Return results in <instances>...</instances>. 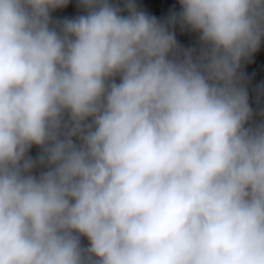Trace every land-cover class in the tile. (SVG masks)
<instances>
[{
  "label": "clouds",
  "instance_id": "obj_1",
  "mask_svg": "<svg viewBox=\"0 0 264 264\" xmlns=\"http://www.w3.org/2000/svg\"><path fill=\"white\" fill-rule=\"evenodd\" d=\"M164 3L0 0V264H264V0Z\"/></svg>",
  "mask_w": 264,
  "mask_h": 264
},
{
  "label": "trees",
  "instance_id": "obj_2",
  "mask_svg": "<svg viewBox=\"0 0 264 264\" xmlns=\"http://www.w3.org/2000/svg\"><path fill=\"white\" fill-rule=\"evenodd\" d=\"M138 6L142 10L149 9V0H137ZM68 9H81L78 7V0H71L70 7ZM64 10H57L52 13L54 19H58L64 16ZM173 12H179V0H165L164 6L161 8V14L163 19H167ZM177 31L184 35L192 32H182L177 26ZM243 83L254 84L253 92L249 97V103L254 110L255 115H259V120H264V43L261 44L260 50L253 56L251 61H246L242 65L241 69ZM38 149L33 148L31 153L33 155L38 154Z\"/></svg>",
  "mask_w": 264,
  "mask_h": 264
},
{
  "label": "rangeland",
  "instance_id": "obj_3",
  "mask_svg": "<svg viewBox=\"0 0 264 264\" xmlns=\"http://www.w3.org/2000/svg\"><path fill=\"white\" fill-rule=\"evenodd\" d=\"M79 14H83L82 9H66V11L64 12V16L58 19H62L64 17L72 18ZM177 37H178V40H180V42L186 47L198 46V36L195 33L184 35L181 32L177 31ZM244 85L247 88L249 97H250L251 93L253 92L254 84L244 83ZM255 118L259 120V115H255ZM33 156L35 157L36 155H33Z\"/></svg>",
  "mask_w": 264,
  "mask_h": 264
}]
</instances>
